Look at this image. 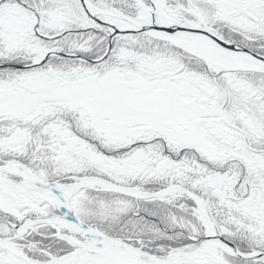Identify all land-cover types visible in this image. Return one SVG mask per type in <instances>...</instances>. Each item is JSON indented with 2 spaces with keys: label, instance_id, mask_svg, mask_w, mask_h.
I'll return each mask as SVG.
<instances>
[{
  "label": "snow or ice",
  "instance_id": "obj_1",
  "mask_svg": "<svg viewBox=\"0 0 264 264\" xmlns=\"http://www.w3.org/2000/svg\"><path fill=\"white\" fill-rule=\"evenodd\" d=\"M0 264H264V0H0Z\"/></svg>",
  "mask_w": 264,
  "mask_h": 264
}]
</instances>
